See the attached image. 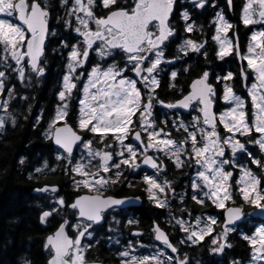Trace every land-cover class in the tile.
<instances>
[{"label":"snow or ice","instance_id":"1","mask_svg":"<svg viewBox=\"0 0 264 264\" xmlns=\"http://www.w3.org/2000/svg\"><path fill=\"white\" fill-rule=\"evenodd\" d=\"M226 6L233 12L234 0ZM209 10L211 34L199 22ZM238 18L250 33L243 48L217 0H0V134L32 112L28 93L49 78V55L62 65L42 133L53 155L19 158L29 179L60 173L74 193L33 189L45 201L40 222L58 218L46 264H103L89 259L101 243L119 264H264V0H241ZM43 119L41 110L33 127ZM170 166L187 176L179 190ZM137 187L142 196L115 191ZM144 199L165 215L147 233ZM234 235L246 256L229 255Z\"/></svg>","mask_w":264,"mask_h":264},{"label":"trees","instance_id":"2","mask_svg":"<svg viewBox=\"0 0 264 264\" xmlns=\"http://www.w3.org/2000/svg\"><path fill=\"white\" fill-rule=\"evenodd\" d=\"M60 61L55 53L49 55V78L29 94L32 112L29 114L24 111V115L28 117L26 120L21 117L15 128L9 126L5 133L0 134V264H17L21 256L28 257L32 264H46L47 253L43 247L45 237L55 230L58 218L50 219L47 225L40 222L38 204L43 205L45 201L33 191L34 188L45 183L59 184L66 197L74 195L70 190L69 179L63 174L41 177L37 181L29 179L30 164L26 162L22 166L19 163L20 156H25L28 161L34 162L36 156L41 157L50 149V145L46 144L41 136L50 108L45 107L44 119L33 127L34 117L37 116L34 105L38 100L37 107L40 106L39 101L45 99L44 95L49 83L59 76L62 67ZM157 211L159 210L143 206L138 212L141 216V225L143 223L149 226L153 219L163 216H155L154 213ZM232 243L234 249L229 255L241 257L247 255V244L242 238L234 235ZM186 250L193 257L208 259L199 248ZM97 257L104 258L103 262L108 264H119L112 254H108L106 246L100 247Z\"/></svg>","mask_w":264,"mask_h":264},{"label":"flooded vegetation","instance_id":"3","mask_svg":"<svg viewBox=\"0 0 264 264\" xmlns=\"http://www.w3.org/2000/svg\"><path fill=\"white\" fill-rule=\"evenodd\" d=\"M217 2H218V8L223 9L225 14L232 20V22L234 24L239 25L240 42H241V47L243 48L246 45V43H247V38L250 35V33L248 32V30L244 26L240 25V22H239V18H238L239 17V5L241 3V0H234V11L233 12H229V10H228V8L226 6V0H217ZM211 17H212V10H209L207 13H205L204 17L202 16V17L199 18V22L203 23L205 25V30H206V32L208 34H211L212 31H213L212 27L209 26V23H208L209 20L211 19ZM192 35L195 37V34H192ZM195 38H198V37H195ZM209 60H211L214 64L220 63L219 61L215 60L214 51H213V47L211 45V42H210V45H209ZM189 62L193 66L191 73L188 76H181V77L178 78L179 82H180V85H182L184 87H186L187 83L190 82V80L192 78H194L195 75L200 71L201 67L204 64V58L202 56L201 57H193V59L191 61H189ZM56 64H58L57 60H56ZM227 67L230 68L231 70H234V71L237 70L238 61L232 60L231 63L229 65H227ZM58 77L59 76H57L56 79L51 80V83H49V86H48L47 90L45 91V95H44L45 99H41L39 101V105L40 106L37 107L38 100L35 103L34 106H35V108L37 110V114L36 115H39L41 110H43V115H44L45 111H46L45 107L50 108V113H49L48 119H49L50 115L53 113L54 106H55V91H56V89L58 87ZM235 85H236V90L238 91V93L243 95L244 94V90L242 89V86L240 84V81H239L238 77H237V79L235 81ZM53 86H55L54 89H52ZM46 87H47V85H46ZM32 92H33V90H30L28 94H30ZM163 97L167 98V99L178 98L175 95V90L174 89L173 90L165 89L164 93H163ZM17 107H19V106H17ZM72 111L73 112L75 111V100L73 101ZM70 115H71V113H70ZM185 118L186 119H190V117H188V116H186ZM41 122H42V120H41ZM70 122H72V121L70 120ZM45 127H46V121H45V124L43 126V131H44ZM43 131H42V133H43ZM41 136L43 138L42 134H41ZM43 140H44V142L46 144L50 145V149L47 151L46 154L43 155V157H47V158L51 159V157L53 155V153L51 151V149H52L51 142L45 140L44 138H43ZM38 157H40V156H36V158H38ZM32 158H34V157H32ZM48 176H52V175H48ZM64 177H66V176H64ZM169 178L170 179H175L177 181L176 187H177L178 190L180 188V184L184 183L187 180V176L185 174H183L181 172H172L171 171V166H170V176H169ZM69 186H70V190H71L70 181H69ZM115 191L119 192L121 195H128V196L140 195V196H142V193H141L139 187H137L136 189H123V190L118 188ZM61 194H63V193H61ZM63 195H65V194H63ZM143 206H145V208H149V209H152V210H157L151 204H149L146 199H144ZM189 206L193 208L194 214H199L202 211V209H200L199 206L195 205L192 202H189ZM162 211H164V210H162ZM203 211L211 212L212 209H203ZM245 211H249V209H245ZM158 219L162 222L165 219V215H163L162 217H160ZM150 225L146 226L145 224L143 225V223H142L141 227L145 230V233H147V231L149 229L148 227H150ZM146 228H148V229H146ZM101 237L103 238V232L101 233ZM143 239H144V242L147 243L149 241L150 237L148 235H145V237ZM102 246H106V245L104 243H101L100 245L96 246L91 251V253L89 255V259L98 258L97 254H98V252L100 250V247H102ZM106 247H107L108 254H112L113 257H115V259L118 261V258L114 254V250L110 251L108 246H106ZM103 259L104 258L99 257V260L103 261ZM118 263H119V261H118ZM103 264H108V263L103 262Z\"/></svg>","mask_w":264,"mask_h":264},{"label":"bare ground","instance_id":"4","mask_svg":"<svg viewBox=\"0 0 264 264\" xmlns=\"http://www.w3.org/2000/svg\"><path fill=\"white\" fill-rule=\"evenodd\" d=\"M36 206V205H35Z\"/></svg>","mask_w":264,"mask_h":264}]
</instances>
